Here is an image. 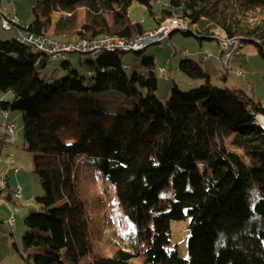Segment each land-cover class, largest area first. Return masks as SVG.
I'll return each mask as SVG.
<instances>
[{
  "label": "trees",
  "instance_id": "obj_1",
  "mask_svg": "<svg viewBox=\"0 0 264 264\" xmlns=\"http://www.w3.org/2000/svg\"><path fill=\"white\" fill-rule=\"evenodd\" d=\"M134 1L153 16L154 29L131 20ZM163 1L34 0L32 21L21 27L62 43L111 36L131 41L181 18L192 28L203 26L201 32H182L186 36L214 40L217 27L264 56V0ZM1 5L0 0V11ZM126 53L103 51L86 62L87 78L72 70L66 57L62 68L69 74L49 83L41 73L52 62L50 55L17 37L0 38V93L12 95V101H0V110L22 114L26 149L43 189L23 237L25 249L39 252L23 257V264L31 258L34 264H133L135 258L143 264H264V233L246 229L253 214L264 219V131L254 125L264 108L245 93L213 85L203 67L188 59L180 61V72L202 85L188 92L174 86L163 103L155 94L154 59L144 60L148 72L130 76ZM102 93L127 96L132 107L101 103ZM62 133L73 135L72 142H64ZM83 152L136 220L129 252L106 258L92 251L90 218L75 175V158ZM165 191L171 193L164 197ZM188 218L189 256L183 259L167 247L171 221ZM221 231L234 236L217 246Z\"/></svg>",
  "mask_w": 264,
  "mask_h": 264
},
{
  "label": "rangeland",
  "instance_id": "obj_2",
  "mask_svg": "<svg viewBox=\"0 0 264 264\" xmlns=\"http://www.w3.org/2000/svg\"><path fill=\"white\" fill-rule=\"evenodd\" d=\"M168 3L169 0H164ZM1 11L6 8L9 11L16 8L17 14L23 24H30L32 21V8L34 0H1ZM160 7L156 6L155 11ZM80 19H83L84 11L79 12ZM129 16L134 23H140L145 20L143 27L151 30L155 26L154 18L147 9L139 2L134 1L129 9ZM201 32L202 25L193 27ZM216 37H225L223 31L217 27L212 29ZM16 30H5L0 20V38L3 41L14 40ZM264 49V44H263ZM188 56H183V52ZM102 54L93 53L92 55H82L80 53L67 54L71 69L77 71L82 77H88V61H95ZM205 55H211L214 58L204 59ZM153 58L155 65L153 70L158 78V88L155 91L156 96L166 103L174 89V86L180 91L188 92L199 88L202 81L189 79L179 70V63L188 59L200 64L203 69L211 76L212 84L224 89H229L232 93H245L249 98L260 103L264 108V56L260 50L253 44H246L242 55L230 62L233 73L227 72L221 59V50L217 41H200L195 36H186L182 32L174 33L171 38L163 40L161 43L151 45L143 50L141 54L134 51L123 55V64L127 73L132 76L134 73H146L149 67L144 64L145 59ZM64 60H52L50 65L41 73L43 79L49 83L59 81L65 78L69 72L62 68ZM164 68L169 76L165 78L160 70ZM243 71L244 75L238 76L236 73ZM113 93L100 95L101 103L110 102L112 107L119 108L132 107V100L127 96L120 95L122 99L112 96ZM0 97L5 101H12L10 93H0ZM102 109V108H101ZM109 110V109H106ZM4 117L6 113L0 110ZM8 119V121H7ZM6 123H16L17 131L14 135L16 142L8 148L5 147L4 136L5 124L0 122V147H4V155L0 154V181L8 174L9 167L3 162L7 157H12L11 168H17L19 173L11 172L8 188L0 194V264H23V257L28 258L39 252L37 249H25L23 237L29 231L26 226V218L32 210L39 211L36 204V198L43 195V189L39 177L33 173L34 163L33 154L27 151L24 141L25 122L22 114L18 111H9ZM61 138L64 142L70 143L73 135L62 133ZM2 156V157H1ZM3 161V162H2ZM76 184L81 198L86 203L87 212L90 218V242L92 251L106 258H112L119 252H129L130 239L136 233V220L129 216L118 203L116 191L106 178L101 174L97 167L92 164L91 157L86 152L75 158ZM3 169V170H2ZM21 189V197H14V193ZM11 193V194H10ZM171 191H165L164 197H167ZM11 195V196H10ZM11 197V198H10ZM28 197V198H27ZM32 201H28L30 198ZM13 216L16 225L9 228L7 222ZM191 219L183 221H171V244L167 247L168 251L177 249L183 259H188V241L190 238ZM251 232L255 229L257 234L264 233V219L258 214H253L246 226ZM234 236V232L221 231L217 237V246L223 245L228 239ZM133 264H143V258H135ZM30 264H34L33 258Z\"/></svg>",
  "mask_w": 264,
  "mask_h": 264
},
{
  "label": "built area",
  "instance_id": "obj_3",
  "mask_svg": "<svg viewBox=\"0 0 264 264\" xmlns=\"http://www.w3.org/2000/svg\"><path fill=\"white\" fill-rule=\"evenodd\" d=\"M0 20L2 23V26L5 30H16L17 29H23L21 27L22 22L20 21V27H12V21L10 20V11L3 9L0 11ZM178 28H187V32L189 31V22L185 19L178 20L177 23H167V20L164 21L156 30L149 32L145 34V37H142L136 42L135 44H124L121 43V41L118 42H110V41H105L103 43H100V45H97L95 47H89V54L93 53L95 50H98L99 47H102L104 45H113V44H122V51L127 52V49L129 47H142L145 46V44H158L161 43L163 40L169 38L173 33L178 32ZM24 39L28 40V34L24 31V36H18ZM30 41V40H29ZM216 41L218 43V46L221 50V61L224 64L227 72L233 73V70L230 67V62L236 58H239L242 55L243 50H234L231 53H223V45H233L234 40H220L218 37H216ZM30 45L33 48H43L47 50V54L50 55L52 58L53 57H59V56H67V54L70 53H80V47L82 44L80 43H71L70 45H67V47H60V45L53 44L51 43V46H42L39 43H32L30 41ZM187 54V53H184ZM213 57L211 55H206L205 60H210ZM238 76L244 75L243 71H240L236 73ZM166 76L167 72H166ZM14 126L11 128H5V133H4V142H5V147L8 148L11 144H14ZM9 162H13L12 157H7L4 160V164L9 167ZM9 172V169H8ZM16 173H19V170H16ZM16 193H21V189L18 190ZM16 225V221L14 217H10L7 226L9 228H14Z\"/></svg>",
  "mask_w": 264,
  "mask_h": 264
},
{
  "label": "bare ground",
  "instance_id": "obj_4",
  "mask_svg": "<svg viewBox=\"0 0 264 264\" xmlns=\"http://www.w3.org/2000/svg\"><path fill=\"white\" fill-rule=\"evenodd\" d=\"M164 5L167 6L166 4H164ZM10 20L12 21V27H20V21L21 20L17 16L15 8H13L10 11ZM178 20H182V19L181 18L168 19L167 23H177ZM24 31H25L24 29H17V40L22 44L30 45V41H31L32 43H39L42 46H51V43H53V44L60 45V47H67V45H70L71 43H80V44H82V46H84V47H80V54H89V47H95V46L100 45V43H103L105 41H110V42L121 41V43H124V44H135L136 42H138V40L140 38L145 37V35H142V36H140L134 40L129 41V40L122 39L120 37H112L111 36V37H101V38H98V39L92 40V41H75V42H69V43H62V42H59V41H57L53 38H50V37L35 36L28 31H25L28 34V40L21 38V37H18V36H24ZM189 31L194 32L193 28L190 26V24H189ZM178 32H187V28H178ZM218 39H220V40H234L233 45H223V53H231V52H233V48H234V50H243L245 45H246L245 42L239 37H218ZM151 45L152 44H145V46H142V47H129L127 49V52H131V51L139 52V51L146 49L147 47H149ZM34 49L36 51L43 52V53L47 54L46 49H43V48H34ZM103 51H108V52L122 51V44L104 45L102 47H99V49L95 50L93 53H99V52H103ZM184 55H187V54H184ZM53 59L54 60H60V59L64 60V59H66V56L53 57ZM160 72L164 76H166V70L165 69H161ZM254 125H256L259 129L264 131V115L255 116L254 117ZM13 126H14V123H11V124L5 125L4 128H11ZM16 131H17V124L15 123L14 135H15ZM15 142H16V139L14 138V143ZM11 166H12V162H9V172L7 175H5L3 180L0 181V191L1 192L5 191L9 186V183H8L9 174L11 172L16 173L17 168L12 169ZM13 195H14V197H21V193H14ZM11 217H13V216H11Z\"/></svg>",
  "mask_w": 264,
  "mask_h": 264
},
{
  "label": "crops",
  "instance_id": "obj_5",
  "mask_svg": "<svg viewBox=\"0 0 264 264\" xmlns=\"http://www.w3.org/2000/svg\"><path fill=\"white\" fill-rule=\"evenodd\" d=\"M141 22L144 24L145 23V20H141ZM154 28H155V26H154ZM153 28V29H154ZM16 34H17V32H16ZM17 36V35H16ZM169 38H171V37H169ZM183 53H187V52H183ZM183 56H188V53H187V55H184L183 54ZM206 56V55H205ZM213 58H214V56H213ZM204 59H205V57H204ZM206 61V60H205ZM220 61H221V59H220ZM162 69H164V68H162ZM165 78H169V76H164ZM0 101H5V98H3V97H0ZM4 112V111H3ZM6 113V116L4 117L2 114H0V122H2L3 124H5L7 121H8V113L7 112H5ZM6 119H7V121H6ZM9 123H7V124H5V125H8ZM3 136H4V134H3ZM1 146V145H0ZM3 151H5V149H4V147H3V149H2V151H1V147H0V154L2 153V156L4 155V152ZM1 156V157H2ZM1 159L2 158H0V164H1ZM3 162V161H2ZM4 163V162H3ZM3 170V169H2ZM10 180L9 181H12V177H10L9 178ZM11 194V193H10ZM11 196V195H10ZM28 198V197H27ZM32 197L28 200V201H32Z\"/></svg>",
  "mask_w": 264,
  "mask_h": 264
}]
</instances>
